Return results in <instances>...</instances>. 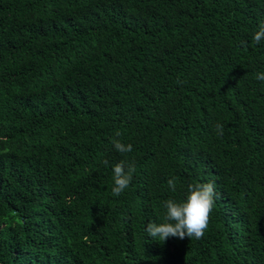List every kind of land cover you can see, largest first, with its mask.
Returning <instances> with one entry per match:
<instances>
[{"label": "trees", "instance_id": "trees-1", "mask_svg": "<svg viewBox=\"0 0 264 264\" xmlns=\"http://www.w3.org/2000/svg\"><path fill=\"white\" fill-rule=\"evenodd\" d=\"M262 21L264 0H0V264H264ZM197 182L204 236H148Z\"/></svg>", "mask_w": 264, "mask_h": 264}, {"label": "clouds", "instance_id": "clouds-1", "mask_svg": "<svg viewBox=\"0 0 264 264\" xmlns=\"http://www.w3.org/2000/svg\"><path fill=\"white\" fill-rule=\"evenodd\" d=\"M264 39V21L259 24L258 30L254 32L252 40L259 45ZM254 78L264 82V72H257ZM223 125L217 123L216 131L219 136L223 135ZM121 135L116 133V137ZM112 144L119 153L132 151L131 144H124L119 139H113ZM105 165L107 160L102 161ZM113 172V196H120L131 184L135 172L134 165L125 166L124 162L117 163L112 168ZM169 188L176 191V178L167 180ZM216 190L212 182L189 183L187 185L186 198L177 201L169 198L164 201L165 214L162 222L149 221L145 225V231L152 239L164 242L169 237L184 239H200L208 228L211 213L215 207Z\"/></svg>", "mask_w": 264, "mask_h": 264}]
</instances>
